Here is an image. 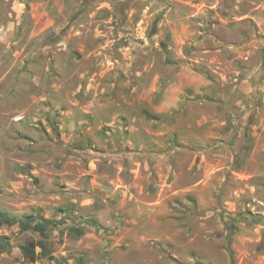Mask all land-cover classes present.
I'll use <instances>...</instances> for the list:
<instances>
[{"label":"rangeland","instance_id":"obj_1","mask_svg":"<svg viewBox=\"0 0 264 264\" xmlns=\"http://www.w3.org/2000/svg\"><path fill=\"white\" fill-rule=\"evenodd\" d=\"M0 264H264V0H0Z\"/></svg>","mask_w":264,"mask_h":264},{"label":"trees","instance_id":"obj_2","mask_svg":"<svg viewBox=\"0 0 264 264\" xmlns=\"http://www.w3.org/2000/svg\"><path fill=\"white\" fill-rule=\"evenodd\" d=\"M25 225H26L25 223L24 224H21V226H22L23 229L27 228V227H23ZM34 229L36 231L43 232L45 230V223L41 222V223L36 224L34 226ZM29 255H30V261L33 262L34 261V253H33V251H30V254Z\"/></svg>","mask_w":264,"mask_h":264}]
</instances>
